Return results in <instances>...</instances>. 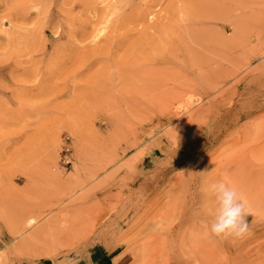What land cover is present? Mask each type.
<instances>
[{"label":"rangeland","instance_id":"1","mask_svg":"<svg viewBox=\"0 0 264 264\" xmlns=\"http://www.w3.org/2000/svg\"><path fill=\"white\" fill-rule=\"evenodd\" d=\"M197 2L0 0V264H264V0Z\"/></svg>","mask_w":264,"mask_h":264},{"label":"clouds","instance_id":"2","mask_svg":"<svg viewBox=\"0 0 264 264\" xmlns=\"http://www.w3.org/2000/svg\"><path fill=\"white\" fill-rule=\"evenodd\" d=\"M204 192L216 204L215 215L206 225L205 235L235 239L245 237L249 232V225L245 219L247 207L239 189L224 180H217L206 183Z\"/></svg>","mask_w":264,"mask_h":264},{"label":"bare ground","instance_id":"3","mask_svg":"<svg viewBox=\"0 0 264 264\" xmlns=\"http://www.w3.org/2000/svg\"><path fill=\"white\" fill-rule=\"evenodd\" d=\"M197 3H198V5H199L200 0H199V2H197ZM201 5L204 7V9L208 10V9L212 8V5L214 6L215 4H214V1H211V2L208 3V5L204 4L203 2H202ZM25 9H26V8H25ZM212 10H213V8L211 9V11H212ZM208 11H209V10H208ZM209 12H210V11H209ZM209 12H208V13H209ZM21 14H22V13H21ZM149 15L151 16V17H150V20H151V21L154 20V17H153V15H152L151 12L149 13ZM240 17H241V16H240ZM196 19H197V18L191 19V21H193V22L190 23V24H193V23L195 22ZM201 20H202V19H201ZM191 21H189V22H191ZM152 23H153V22H152ZM195 23L198 24V22H195ZM201 24H202V22H201ZM207 24H208V23H207ZM167 25H168V24H167ZM199 25H200V24H199ZM212 25H213V24H212ZM168 26L171 27V28H166L164 32H167L168 30H171V29H174V28H175V27L172 26V25H168ZM36 27H37V26H36ZM147 27L149 28L150 26H147ZM192 27H193V26H192ZM37 28H38V27H37ZM196 28H197V27H196ZM104 29H105V24H103V26L98 27V28H97V32H98V34H99L102 30H104ZM197 31H198V30H197ZM188 34L190 35V33H188ZM193 34H194V33H193ZM197 34H198V32H197ZM183 36H184V35H183ZM186 36H187V35H186ZM184 37H185V36H184ZM190 37H191V36H190ZM186 38H187V37H186ZM187 39H188V38H187ZM191 40H192V39H191ZM202 40H203V39H202ZM214 40H215V39H214ZM194 41H195V40H194ZM209 41H211V40H209ZM209 41H204V40H203V42H202V41H201V38H198V39L196 40V43L198 44L197 46H200L201 48L204 47V48H207V49H208V48H209V49H212V48L214 47V44H213L212 42H209ZM212 41H213V40H212ZM215 42H216V40H215ZM174 43H175V41H174ZM194 43H195V42H194ZM196 43H195V44H196ZM176 44H178V43H176ZM176 44H175V46H176ZM178 45H181V44H178ZM173 46H174V45H173ZM175 46H174V47H175ZM193 46H194V45H193ZM197 46H196V47L194 46L195 49L197 48ZM176 47H177V46H176ZM179 47H180V46H179ZM183 48H184V47H183ZM185 48H186V47H185ZM188 48H189V47H188ZM204 48H203V49H204ZM215 48H216V47H215ZM174 49H175V48H174ZM177 49H178V47H177ZM180 49H181V48H180ZM192 49H193V47H192ZM207 49H206V50H207ZM196 50L200 52L199 56H200L201 53L203 52V51L201 52V49H200V50H199V49H196ZM196 50H194V52H196ZM214 50H215V49H214ZM178 51H179V50H178ZM178 51H177V52H178ZM192 51H193V50H192ZM177 52H176V54H177ZM184 52H185V51H184ZM191 53H192V52H191ZM213 53H214V52H213ZM167 54H168V53H167ZM180 54H181V53H180ZM202 54L205 55L204 52H203ZM193 55H194V54H193ZM207 55H208V54H207ZM177 56H178V54H177ZM185 56H187V54H186ZM162 57H163V56H162ZM192 57H193V56H192ZM192 57H190V58H192ZM165 58H166V57H165ZM183 58H184V57H183ZM183 58H181V59H183ZM190 58H189V56H188L187 60H189ZM196 58H197V60H196V61H197V64L199 63V65H200L201 62L203 61L202 57H201L202 60H201V59H198V58H199L198 56H196L194 59H196ZM203 58H204V60L206 59V57H203ZM208 58H209V57H207V59H208ZM155 59H156V58H155ZM158 59L161 60V58H158ZM162 59H164V57H163ZM167 59H168V58H167ZM173 59H174V58H173ZM207 59H206V60H207ZM210 59H211V58H210ZM212 59H217V58H212ZM174 60H175V59H174ZM199 60H200V61H199ZM156 61H157V60H156ZM167 61H168V60H167ZM191 61H192V60H191ZM194 61H195V60H194ZM211 61H212V60H211ZM211 61H209V64H210V63H213V62H211ZM169 62H170V61H169ZM181 62H182V61H181ZM181 62H180V63H181ZM188 62H189V61H188ZM205 62H208V61H205ZM215 62H216V61H215ZM155 63H156V62H155ZM178 63H179V62H178ZM185 63H187V62H185ZM158 64H159V63H158ZM162 64H164V63H162ZM191 64H192V63H191ZM202 64H203V66H204L205 63L202 62ZM188 65H190V63H188ZM212 65H213V64H212ZM212 65H210V66L207 65V66H208V67H211ZM214 65L217 66L216 63H215ZM214 65H213V66H214ZM207 66H206L204 69L208 68ZM213 66H212V67H213ZM192 67H193V66H191V68H192ZM195 68H196V67H195ZM213 68H214V67H213ZM192 69H193V68H192ZM208 69H209V68H208ZM211 69H212V68H211ZM214 69H215V68H214ZM214 69H213L212 71H214ZM197 70H198V69H197ZM200 70H201V69H199V71H200ZM206 70H207V69H206ZM199 71H198V72H199ZM203 71H204V70H203ZM209 71H210V70H209ZM212 71H210V72L207 71V72H208L209 74H211ZM215 71H216V70H215ZM205 72H206V71H205ZM207 72H206V73H207ZM206 73L203 74V78H204V77L206 78V76H208V78H209V76L211 77V75H209V74L206 75ZM212 74H214V72H212ZM204 75H206V76H204ZM216 75H217V72H216ZM144 76H145V75H144ZM200 76H201V75H200ZM213 77H214V76H213ZM215 77H216V76H215ZM198 78H199V77H198ZM208 78L206 79L207 81H209ZM211 78H212V77H211ZM199 79H200V78H199ZM201 80H202V79H201ZM210 81H211V80H210ZM178 86H179V85H178ZM187 87L189 88V85H188V84H187ZM179 90H180V89H179ZM184 91H185V90H184ZM177 92H178V91H177ZM186 92H187V91H186ZM188 92H189V91H188ZM179 93H180V92H179ZM173 98H175V97H173ZM262 167H264V166H262ZM256 170H259V169H256ZM263 170H264V169H263ZM257 172H258V174L261 173L262 175H264L262 172L259 173V171H256V174H257ZM252 173H253V172H252ZM258 174H257V175H258ZM252 175H253V174H252ZM257 175H256V176H253V177L255 178V177H257ZM259 176H260V175H258V178H259ZM260 177H261V176H260ZM251 178H252V177H251ZM254 178H253V180H254ZM262 178H263V177H262ZM262 178H260V179H262ZM255 179H257V178H255ZM257 180H258V179H257ZM263 180H264V179H263Z\"/></svg>","mask_w":264,"mask_h":264},{"label":"crops","instance_id":"4","mask_svg":"<svg viewBox=\"0 0 264 264\" xmlns=\"http://www.w3.org/2000/svg\"><path fill=\"white\" fill-rule=\"evenodd\" d=\"M98 261L99 259H94L93 253L89 251V253L85 257H81V259H78L75 264H97Z\"/></svg>","mask_w":264,"mask_h":264},{"label":"built area","instance_id":"5","mask_svg":"<svg viewBox=\"0 0 264 264\" xmlns=\"http://www.w3.org/2000/svg\"><path fill=\"white\" fill-rule=\"evenodd\" d=\"M67 162H68V160H67Z\"/></svg>","mask_w":264,"mask_h":264}]
</instances>
